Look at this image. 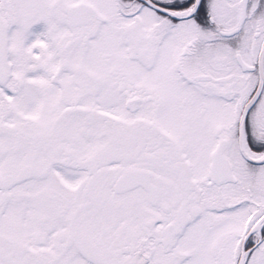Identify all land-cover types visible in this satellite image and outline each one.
Masks as SVG:
<instances>
[{"label":"snow or ice","instance_id":"1","mask_svg":"<svg viewBox=\"0 0 264 264\" xmlns=\"http://www.w3.org/2000/svg\"><path fill=\"white\" fill-rule=\"evenodd\" d=\"M0 264H264V0H0Z\"/></svg>","mask_w":264,"mask_h":264}]
</instances>
